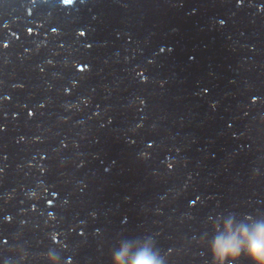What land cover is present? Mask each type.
Listing matches in <instances>:
<instances>
[{
	"label": "water",
	"instance_id": "water-1",
	"mask_svg": "<svg viewBox=\"0 0 264 264\" xmlns=\"http://www.w3.org/2000/svg\"><path fill=\"white\" fill-rule=\"evenodd\" d=\"M228 219L264 221V0H0V264H212Z\"/></svg>",
	"mask_w": 264,
	"mask_h": 264
},
{
	"label": "clouds",
	"instance_id": "clouds-1",
	"mask_svg": "<svg viewBox=\"0 0 264 264\" xmlns=\"http://www.w3.org/2000/svg\"><path fill=\"white\" fill-rule=\"evenodd\" d=\"M209 254L212 264H238L241 256L249 264H264V221L234 225L231 219L226 220L223 232L213 239ZM128 258L129 247L125 245L114 255V264H125ZM130 264H164V261L145 245L131 256Z\"/></svg>",
	"mask_w": 264,
	"mask_h": 264
}]
</instances>
